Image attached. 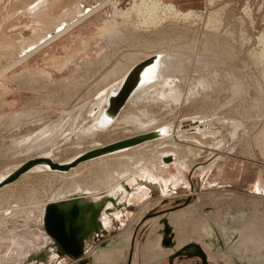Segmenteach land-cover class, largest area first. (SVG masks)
<instances>
[{
	"label": "rangeland",
	"instance_id": "rangeland-1",
	"mask_svg": "<svg viewBox=\"0 0 264 264\" xmlns=\"http://www.w3.org/2000/svg\"><path fill=\"white\" fill-rule=\"evenodd\" d=\"M141 1L0 0V172L44 154L56 162L73 159L60 168L64 172L43 167L45 172L36 169L20 179L2 180L0 211L33 198L48 202L57 191L71 188L77 172L81 185L75 189L95 182L101 172L87 161L88 152L83 154L91 148L165 125L183 126L184 131L192 118L203 119L221 132L216 141L223 139V147L204 149L194 165L180 173L165 156L160 177L151 171L147 178L137 174V180L124 183L121 190L116 186L86 197L98 202L110 196L116 204L107 203L112 210L102 215L105 230L90 237L84 248L119 237L126 245L104 254L105 259L108 256L104 263L94 264H166L186 241L202 242L208 225H214L218 237L226 242L225 234L255 224L263 230L247 241L248 248L237 251L225 246L228 251L221 250L222 259L212 254L211 260L213 264H264V154L256 140L264 127V0H187L191 6L185 9L162 0L179 11L199 15L188 20L170 15L157 27L141 26L144 13L137 8ZM94 6L101 8L93 12ZM88 10L91 13L83 20L45 44L55 31ZM114 10L120 11L117 16ZM124 14L126 18L130 15L127 21ZM112 18L116 25H106ZM37 47L40 49L30 54ZM158 50L164 56L168 52L171 59L166 58L160 83L152 85L148 93L140 91L109 126L95 128L96 107L119 82L125 65H130L132 57H141L140 53L145 56ZM168 77L174 79L175 92L163 98V91L169 93L164 87ZM194 91L198 94L193 95ZM230 120L242 124L235 139L228 136L233 131ZM8 220L10 223L0 226V261L38 264L36 257L45 251L49 255L40 264L72 261L48 247L51 239L44 224L24 218ZM244 237L238 236L239 247L245 243ZM146 252L151 253L150 261L144 258ZM183 255L192 258L185 264L201 261L199 256ZM231 255H236L237 262H232ZM181 262L178 264H184Z\"/></svg>",
	"mask_w": 264,
	"mask_h": 264
},
{
	"label": "bare ground",
	"instance_id": "bare-ground-1",
	"mask_svg": "<svg viewBox=\"0 0 264 264\" xmlns=\"http://www.w3.org/2000/svg\"><path fill=\"white\" fill-rule=\"evenodd\" d=\"M100 8H101V6L96 7L93 10V12L98 11ZM137 8L140 12L144 13L143 14V22L141 23V26H143V27L160 26L162 24V22L166 19V17H168V16L170 17V15H174V17L177 18V20L178 19L188 20L194 16L197 17L199 15L195 11H188V12L179 11L177 9V7L174 6L173 4H171V3L166 4L162 0H143V1H141V4L137 6ZM114 12H115L114 15L117 16L120 11L114 10ZM90 13L91 12H88L87 14L85 13L84 15H81V18L77 19L75 22H73L72 24H70L66 28L62 29L61 31H58L54 36L50 37L45 42V44L48 43L50 40L52 41L58 35L62 34L66 30H68L69 28L73 27L78 21L80 22V20H83ZM125 13H127V12H125ZM128 16H129L128 18H126L127 17L126 14H124V16H123V17H125L126 21H127V19L130 18L129 14H128ZM113 18L115 19V17H113ZM113 18H112V20L110 19V21L105 22L106 25H112V24L116 25ZM207 22L209 24V21H207ZM135 30H133V31H135ZM111 31H113V30L111 29ZM107 32L110 33V31H108V30H107ZM204 36H206V35H204ZM178 37H179V35H178ZM263 37H264V34L262 35V38ZM263 40H264V38H263ZM260 41H262V40H260ZM160 44H162V43H160ZM44 45H42V46H44ZM191 45H194L193 49H194V55H195L196 54V48H197V41L196 42L194 41V44L192 42ZM191 45L189 48H192ZM42 46H40V48ZM152 46L154 47V45H152ZM157 47H159V46H157ZM40 48L37 47L36 49L31 51L30 54H32L35 50H38ZM167 48L164 49V52H165V50H167ZM155 49H157V48L155 47ZM162 52L163 51L159 52V50H158V53H151V55H148V52H146L147 54L145 56H143L144 53L142 52L143 54H141V53L139 54V55H142L141 57H139V58L132 57L130 60V62H131L130 65L129 66L125 65V67L127 66L126 69H125V67L123 68V66H122V68L124 70H126V71H124L123 74L120 71L121 68H118L119 72L122 74V75L120 74L121 77H120L119 82H117V84H115V86L112 87L111 89L109 88L107 90V93L105 92L107 94L106 98H104L100 101L99 107H96V109H98V112H97L98 115L95 119V121L97 120L94 124L95 128L97 126L98 127L109 126L112 123V121H114L118 117L117 115H119L122 112V110L127 105V103L133 97H135L140 91H141V93L145 94L152 85L155 86L156 84L160 83V81L158 79H163V76H164L163 70H164V67L166 66L165 61H167L166 58H168V60L170 59L168 57L167 51H166L167 56H164V52L163 53ZM262 53L263 52L260 53V56ZM26 58L21 59V62L24 61V59H26ZM172 59L174 60V58H172ZM194 59H195V57H194ZM169 61L171 62V59ZM18 62H20V61H18ZM120 64H118V66ZM115 71H116V69H115ZM114 72L112 74H114ZM119 72H117V74H119ZM117 74H116V77H117ZM110 75L108 76V78L110 77ZM205 82H206V80H205ZM165 85L166 86H164V87L166 88V90H168L169 93L165 94V92L163 91L161 93L163 98H166L168 95H170V94L172 95V93L175 92L172 89L174 86V79L173 78L168 77V79L165 82ZM130 86H131V90L128 94V97L126 98L124 104L121 103L120 104L121 106H120L119 103L121 100L119 101V98L121 97V95L124 93V91L126 89L130 88ZM197 87H199L198 84H197ZM210 88H211V85H210ZM261 88H263V87L261 86ZM196 89L197 88L195 87V90ZM171 91H172V93H170ZM196 92L194 91L193 95L198 94V92L197 93ZM105 106H106V108H105ZM15 116L19 117V115H15ZM16 117H14V118H16ZM18 119H20V118H18ZM15 120H14V122H15ZM210 121H211V119H210ZM204 122H205V120H203V119H194L193 120V118H192L191 125L184 127L185 129L190 127V129H188V130L184 129V131H183V126L181 127L178 125L177 126L165 125L164 127L158 128V129L153 130V131L152 130H146V131H144L145 133H139L137 135H134V136H131V137H128V138H125V139H122V140H119V141H116L113 143H109L107 145H99V146H96L94 148H91V149L83 152V154L88 152L86 154V158H87V161H89V160L91 161V164H90L91 167L94 170H97V171L102 173V174L101 173L97 174V180H95V182H93L92 184H83L82 185V187L84 188V189L81 188L83 193L79 192L81 189L80 190H78V188L75 189L77 187V185H81L79 183V181L77 180L78 177L81 175H79L80 173L78 174V172H77L76 174H74L72 176L74 184H72V186L70 185L71 188L69 187L68 189L65 188V190L62 189L61 191H57L55 197L50 199L48 202H47V199H46V201H41L39 199L36 200L33 198V199H30V201L28 199V201L25 204L24 203L23 204L22 203H19V204L18 203H16V204L11 203L10 205H8L5 209L0 211V216H1L0 219L4 218L2 220V222L0 221V226H2L3 224L10 223L8 218L9 219L10 218H12V219L24 218V220H27V221H35L36 223L38 222V224H43L44 223V216H45V209L49 203H51V202L52 203H59L60 206L62 208H65V209H69L74 203H78L80 206H82L81 207L82 208L81 216L78 219V223H82V225H84L83 232H82V234H80V240H83L84 237L86 239H88L90 237H93V236L99 234L101 231L105 230L104 222L102 221V215L104 213H106V212L108 213V212H110V210H112L111 208H107L106 205L109 201H111L113 204H116V200L113 197L107 196L104 198L105 202L100 201V203H97V202L93 201V205H91V204L86 203L87 200H85V198L88 196L90 197L92 194L98 196V195L107 193V192H109V190L116 189V188H114L116 186H118V189L121 190L124 186L123 185L124 183H126L128 181H132V180L133 181L137 180V178H135V175H137V174H139V177L141 176L140 178H147V176L150 175V171L152 172L153 176H159V175L163 174L164 169L160 167V164L163 161L165 156L169 157L167 159V161H172V165H174L177 168L179 173L182 171V169H184L186 167H191L192 164L196 162L199 154H201V152L204 149H208V150L213 151V147L219 148L222 145H224L223 139H218L216 141L218 134L221 132L220 131L215 132L216 128H214V126L212 125V122L211 123H209L208 121H206V123H204ZM223 122L227 123L229 121H227V122L223 121ZM229 123L232 125L233 131L231 133H229L228 136L230 139H235V137H237L239 135L240 127L242 126V124L239 121L237 122L235 120H230ZM218 129H220V128H218ZM224 138H225V136H224ZM154 139H156V140L158 139L159 144L158 143L157 144L147 143V142H152ZM160 139H162V140H160ZM209 139H211V140H209ZM256 140H257V146L259 147V149L261 148L262 153L264 154V127L262 128L261 131H259V135L256 137ZM145 143H147V144H145ZM142 144H145V145L142 147H137V146L142 145ZM225 144H226V142H225ZM135 147H137V148H135ZM131 148H134V149L129 150ZM127 150H129L131 152H125L123 154H118L119 152H123V151H127ZM89 154H90V156H88ZM105 155H107V156H105ZM98 157H100V158H98ZM95 158H98L96 160V162H92L93 159H95ZM33 159H40L41 162H39V163L33 162V165L31 167H29L26 171H23L22 168L24 167V165H26L27 163H29ZM72 160L73 159L67 160V162H56L52 158L48 157L46 154H44L42 156L30 158V159H27L26 161H24L23 163H21L19 166L17 165L15 168L7 171L6 173L0 172L1 173L0 174V182H2V180L5 181V178L6 179L7 178H13V177L17 176L19 173H20V175L18 177L20 179L26 173L28 174V173L36 170V169H37V172H45L43 167L50 168L52 170L63 171V170H60V168L66 166ZM90 165H86V167L90 166ZM179 175L180 174L177 175L178 179L181 178V176H179ZM52 176H54V175H52ZM61 176H62V174L60 175V177ZM7 185H10V184H7ZM12 191H14V190H12ZM66 194H69V195H66ZM204 230L208 234L202 240V245H203L205 250H208L210 252L215 253L217 251L216 244L220 243V245L223 246L226 243L227 245L231 246V249L236 247L237 251H239L240 249H242L244 251L245 248H248L246 246L247 241L254 239V237L256 236L254 234L257 233L258 226L255 224H253V225L250 224L249 229H248V227L242 228V229L237 228L236 229L237 233H236V231H233V233H230V234L227 233L225 243L222 242L220 240V238L218 237L214 225L213 226L208 225L207 228H205ZM243 234H245L247 237H244L245 243L243 245L240 244V246L241 245L242 246L239 247L238 246V243H239L238 236L240 237ZM47 235L50 237L51 242H53L51 236L48 233H47ZM261 242L264 243V235L261 238ZM108 244H109L108 249H112V250H117V249L122 248L123 246L126 245L125 241L123 239H120V238H118L117 240L115 239L112 242L109 241ZM48 247H51V246H48ZM9 248H11V247H9ZM53 250L62 251L63 249L53 248ZM47 256H48V253L46 251L44 253H41L38 257H36L37 263L40 264L39 262L42 260H45ZM103 256H104V254H103ZM244 256H245V254H244ZM107 258H108V256L106 257V259ZM232 260H233L232 262H237L236 255L234 257H232ZM6 262H11V260L6 259V260L0 261V263H6ZM198 262H199V260H198Z\"/></svg>",
	"mask_w": 264,
	"mask_h": 264
},
{
	"label": "water",
	"instance_id": "water-1",
	"mask_svg": "<svg viewBox=\"0 0 264 264\" xmlns=\"http://www.w3.org/2000/svg\"><path fill=\"white\" fill-rule=\"evenodd\" d=\"M96 6H94V7H96ZM89 10L87 12H89ZM87 12H85V13H87ZM85 13H83V14H85ZM75 21H73V22H75ZM73 22H71L69 24H72ZM69 24L62 27L58 31H61L65 27L69 26ZM58 31H55L52 36H54ZM52 36H50V37H52ZM31 51H33V50H31ZM130 90H131V86L129 89H126L124 91V93L121 95V97L119 98V101L121 100L119 105L121 103L124 104L126 98L128 97ZM88 156H90V154ZM33 162L34 161H30L29 163L24 165L22 170L26 171L29 167H31L33 165ZM19 175H20V173L17 176L13 177L12 179L17 178ZM85 200H87V199H85ZM102 202H105V200L103 199ZM86 203L93 205V201H90V200H87ZM97 203H100V201H98ZM81 207L82 206H80L78 203H74L69 209H65V208H62L59 203H52V202L46 206L44 223H43L44 229L51 236V238L53 240V242L48 244V246H51L55 249L56 248L57 249L58 248L63 249L62 251H56V250L55 251L60 256H66V255L73 256L74 259H76V262L74 264H88L90 262L94 264V262H97V261L104 263L105 262V260H104L105 256H103V254H106L107 252H111V251L112 252L116 251V250L108 249L109 241L112 242L115 239L117 240L119 237H116L112 240H107L103 244L102 243L98 244L87 257L83 258L84 247H85L84 244L87 242V240L89 238L86 239L84 237L83 240H80V234H82L83 229H84V225H82V223H78V219L81 216V211H82ZM258 230H259V233H256V234L261 235L260 231L263 230L262 227L258 226ZM233 231H236V233H237V230H233ZM233 231L231 233H233ZM101 232H103V231H101ZM225 235H227V234H225ZM263 235H264V233H263ZM120 239L124 240V238H120ZM200 242L201 241H194V242L193 241L192 242L186 241V243H183L178 249H176L174 251V253H171L170 259L173 260L176 256H181V255L185 254L188 256H199V259L201 261H199L200 263H198V264H213V263H215L213 260H211L213 255L217 256L219 254L218 255V257H219L220 252L228 251L227 249H225V246H227L229 248L231 247V246L227 245L225 242H224L225 244L223 246H221L220 243L216 244L217 251L214 253V252H210L208 250H205L203 245H202V242L201 243ZM179 244H181L180 241H179ZM150 254L151 253L146 252V254L144 256L146 261H150L152 259V256ZM232 257H234V256L231 255V259H232ZM219 258L222 259V256ZM43 261H46V260H43Z\"/></svg>",
	"mask_w": 264,
	"mask_h": 264
},
{
	"label": "flooded vegetation",
	"instance_id": "flooded-vegetation-1",
	"mask_svg": "<svg viewBox=\"0 0 264 264\" xmlns=\"http://www.w3.org/2000/svg\"><path fill=\"white\" fill-rule=\"evenodd\" d=\"M96 240H98V239H96ZM95 244H97V243H95ZM97 245H98V244H97ZM97 245H96V246H97ZM96 246H94V247H96ZM94 247H93V248H94ZM93 248H92V249L90 248L91 250H90V249H85V248H84V255H83V258H84V257H87V256L89 255L88 253H90V252L93 250ZM183 256H184V255H183ZM64 257L72 258V261H70V263H68V264H74V263L76 262V259H74L73 256H67V255H66V256H64ZM180 257H181V258H180ZM180 257H179V259H178V258H174L173 260H171V259L169 260V259H168V263H166V264H178L179 260L182 261L181 263L184 262V264H185V262H186V263H188V262L190 263V260H192L191 257H187V258L184 257V258H183L182 255H181ZM193 260H194V259H193ZM176 261H177V262H176ZM11 262H12V261H11ZM11 262H6V264H11ZM88 264H90V263H88Z\"/></svg>",
	"mask_w": 264,
	"mask_h": 264
},
{
	"label": "crops",
	"instance_id": "crops-1",
	"mask_svg": "<svg viewBox=\"0 0 264 264\" xmlns=\"http://www.w3.org/2000/svg\"><path fill=\"white\" fill-rule=\"evenodd\" d=\"M167 1H172L173 3H175L178 7L185 9V8H190L191 5H188L187 0H167ZM194 2L196 0H193Z\"/></svg>",
	"mask_w": 264,
	"mask_h": 264
}]
</instances>
